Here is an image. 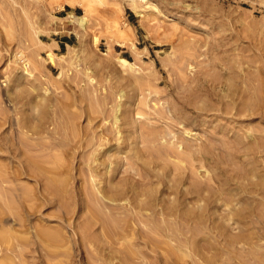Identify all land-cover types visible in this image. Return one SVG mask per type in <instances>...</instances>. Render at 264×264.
<instances>
[{"label":"rangeland","instance_id":"1","mask_svg":"<svg viewBox=\"0 0 264 264\" xmlns=\"http://www.w3.org/2000/svg\"><path fill=\"white\" fill-rule=\"evenodd\" d=\"M0 264H264V0H0Z\"/></svg>","mask_w":264,"mask_h":264},{"label":"bare ground","instance_id":"2","mask_svg":"<svg viewBox=\"0 0 264 264\" xmlns=\"http://www.w3.org/2000/svg\"><path fill=\"white\" fill-rule=\"evenodd\" d=\"M120 61H121V63L122 64H124V65H126V64H129V62L126 60V59H124V58H121L120 59ZM16 77V76H15ZM15 79V78H14ZM16 81V80H15ZM204 107H206V110H208V106H204ZM210 108V107H209ZM212 109V108H211ZM208 111H210V110H208ZM116 116V115H115ZM116 119V118H115ZM118 119V118H117ZM180 119V118H179ZM202 119V118H201ZM181 123H182V121H180ZM187 123V122H186ZM186 125V124H185ZM165 132V131H164ZM165 134H168V132L166 133L165 132ZM235 139H236V137H235ZM242 139V138H241ZM180 140V139H179ZM182 141H184L183 139H181ZM234 142V141H233ZM185 143H186V141H185ZM240 143V142H239ZM187 144V143H186ZM235 144V143H234ZM249 144V143H248ZM237 145V144H236ZM242 145V144H241ZM252 146V145H251ZM240 148V147H239ZM249 148V147H248ZM251 148V147H250ZM249 148V149H250ZM242 149V148H241ZM253 149V148H252ZM238 151V150H237ZM240 152V151H239ZM244 153V152H243ZM249 154V153H248ZM253 161V160H252ZM255 164V163H254ZM37 167V166H36ZM257 167V166H256ZM259 167V166H258ZM38 168V167H37ZM40 168V167H39ZM259 170V169H258ZM246 172V171H245ZM250 172V171H249ZM247 173V172H246ZM249 175H250V173H249ZM254 176H256V175H254ZM254 176H253V178H254ZM260 177V176H259ZM262 182V181H261ZM261 185H262V183H261ZM231 209V208H230Z\"/></svg>","mask_w":264,"mask_h":264}]
</instances>
